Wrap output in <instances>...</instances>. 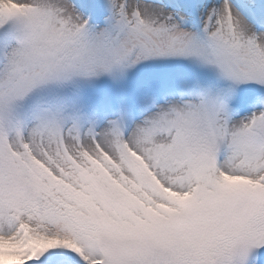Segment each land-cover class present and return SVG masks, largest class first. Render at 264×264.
I'll list each match as a JSON object with an SVG mask.
<instances>
[{
    "label": "snow or ice",
    "instance_id": "snow-or-ice-1",
    "mask_svg": "<svg viewBox=\"0 0 264 264\" xmlns=\"http://www.w3.org/2000/svg\"><path fill=\"white\" fill-rule=\"evenodd\" d=\"M0 264H264V0H0Z\"/></svg>",
    "mask_w": 264,
    "mask_h": 264
}]
</instances>
